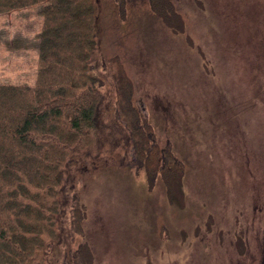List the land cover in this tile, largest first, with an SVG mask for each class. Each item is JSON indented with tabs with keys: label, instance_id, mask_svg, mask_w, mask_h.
<instances>
[{
	"label": "rangeland",
	"instance_id": "374dc122",
	"mask_svg": "<svg viewBox=\"0 0 264 264\" xmlns=\"http://www.w3.org/2000/svg\"><path fill=\"white\" fill-rule=\"evenodd\" d=\"M94 2L102 116L132 87L151 151L108 127L67 165L47 264H264V0ZM40 9L0 14V84L35 83Z\"/></svg>",
	"mask_w": 264,
	"mask_h": 264
},
{
	"label": "trees",
	"instance_id": "16d2710c",
	"mask_svg": "<svg viewBox=\"0 0 264 264\" xmlns=\"http://www.w3.org/2000/svg\"><path fill=\"white\" fill-rule=\"evenodd\" d=\"M35 5L42 16L35 83L0 84V264H47L62 235L63 172L83 151L100 153L108 127L123 126L138 157L151 151L132 87H120L114 118L102 116L106 76L90 65L94 0H0V14Z\"/></svg>",
	"mask_w": 264,
	"mask_h": 264
}]
</instances>
